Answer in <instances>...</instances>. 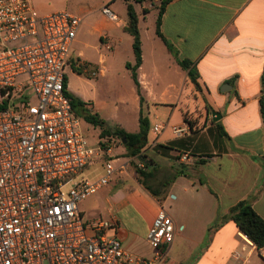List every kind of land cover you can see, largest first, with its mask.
I'll return each mask as SVG.
<instances>
[{
  "label": "crops",
  "instance_id": "1",
  "mask_svg": "<svg viewBox=\"0 0 264 264\" xmlns=\"http://www.w3.org/2000/svg\"><path fill=\"white\" fill-rule=\"evenodd\" d=\"M30 1L41 15L61 12L52 4ZM116 4V0H105L103 7L109 6L115 12ZM135 8L140 17L143 50L138 77L151 123L150 143L158 140L154 146L149 143L143 152L151 162L149 179L160 178L164 172V179H156L161 192L154 189L158 192L154 197L137 176L126 182L117 176L83 202L85 210L94 204L100 219L118 223L112 234L126 250L138 257L154 258L157 251L147 237L157 214L165 209L175 222V239L160 250L155 264H183L195 256H200L203 264H241L234 261V252L243 255V264H264L263 254L233 221L225 220L229 210L244 200H249L264 219V0H174L168 4L161 32L178 58L194 65L200 90L157 35L158 9L148 2L135 4ZM143 10L149 13L144 15ZM117 15L120 23L109 20L101 10L90 28V35L97 39L98 55L103 52L101 60L99 56L87 58L78 37L72 56L92 64V72L98 71V75L92 76L91 72V78L98 80L110 73L114 78V66L121 62L130 87V97L124 101L128 106L130 100L134 106L138 131L118 126L137 133L141 103L127 69V63L135 64V55L134 59L124 60L118 52L129 34L125 31L127 8ZM70 70L66 75L71 92L73 81L77 83L76 91L80 90L78 86L93 81ZM225 85L231 87L222 91ZM93 111L97 112L94 103ZM213 112L221 114L219 121H214ZM159 125L164 129L156 135L152 129ZM160 146L167 148L164 153ZM125 152V147L113 148L112 155ZM184 157H188L187 162ZM104 174L105 170L100 177ZM222 221L221 226L212 228Z\"/></svg>",
  "mask_w": 264,
  "mask_h": 264
},
{
  "label": "built area",
  "instance_id": "2",
  "mask_svg": "<svg viewBox=\"0 0 264 264\" xmlns=\"http://www.w3.org/2000/svg\"><path fill=\"white\" fill-rule=\"evenodd\" d=\"M102 13L120 23L109 6ZM82 23L67 11L41 15L30 0H0V264H155L175 239V222L161 209L147 237L157 254L138 257L112 234L115 220L83 215V202L128 165L112 156L118 137L90 139L66 94ZM100 162L104 176L85 179ZM233 258L245 262L240 252Z\"/></svg>",
  "mask_w": 264,
  "mask_h": 264
},
{
  "label": "rangeland",
  "instance_id": "3",
  "mask_svg": "<svg viewBox=\"0 0 264 264\" xmlns=\"http://www.w3.org/2000/svg\"><path fill=\"white\" fill-rule=\"evenodd\" d=\"M34 1L36 3L45 2L48 4H52L58 9L57 11H67L74 15L82 17L83 23L78 33V39L81 40L82 42V44L80 45V49L84 50L87 53L86 55L87 58L92 59L99 56V60H101V56L103 55V52L102 51L99 52L98 55L97 39L90 35V28L92 26L94 18H96L98 15L101 14L103 2H105V0H34ZM116 2H117L116 8H114L115 12H117V14L118 13L123 14L127 8L126 2L124 0H116ZM147 2L154 9L157 8L160 4V1L153 3L151 2V0H148ZM151 3L153 4L151 5ZM134 4L136 3L134 2ZM142 24L143 27L145 28L144 21H142ZM118 52H120V58H123L124 60H129L131 58L134 59V53L132 49V37L129 34L123 38V42L121 46L118 48ZM77 58L75 56L71 57L69 61V65L67 66L66 69L68 73H71L70 68L72 64H74V61L77 60ZM83 62H87V60H83ZM114 68H115L114 78L110 76L111 73L106 77L100 78L99 80L97 77L89 78V80H93V81L87 82L85 85L78 86V89H80L79 91H76L74 89L77 83H74L73 81V83H71L72 92L86 101L93 102L97 108V112L104 120H106L110 128H115L118 125H123L129 131L136 132L138 131L137 128L138 116L130 100L128 101L129 103L128 106L125 105L124 100L130 97L129 95L130 87L129 84L127 83V80L125 79V74H124L125 72L123 71L121 62L116 63ZM117 74H119V76H116ZM70 76L72 77V79L75 78L73 74H71ZM146 113L148 115L147 111ZM84 130L86 134L90 137V139L94 142L97 141L96 133L98 134V136H100L101 133L99 129L95 128L96 130L95 131L91 125H86V124H84ZM123 147L124 145L121 142L120 143L116 142L115 145L113 146L114 149L117 148L122 149ZM113 157L120 158L121 159L120 162L125 161L128 164V168H127L128 173H125V175L123 176H121V174L118 175L119 178L120 177L123 178L121 179V182L123 180L125 182L130 181L131 179L135 178L137 176L136 168L140 167V164L142 163H144L146 167H148L145 168L144 170L147 172L150 171L151 162L148 157L146 159V162L144 161L141 162L137 158L127 157L126 152L123 154H116ZM120 162H118V164ZM103 167L104 166H102L100 162L96 166L90 168V170H87L84 173L85 179H88L90 181L91 180L96 181L100 179L101 178L100 175L104 171ZM163 173L164 172H161L160 178L156 177L155 179L148 180V184L151 185L153 189H159L160 192H161V185L156 182V179H161V180L164 179ZM89 203H91V201ZM93 205L94 204H91V207L90 208L88 207L85 210L86 205L85 203L83 204V208L86 211V220L88 222H92L95 219L101 218L100 213L98 212V210L94 209ZM180 257L181 255H178L179 259ZM201 261L202 259H200V256H195L189 262H184L183 264H203Z\"/></svg>",
  "mask_w": 264,
  "mask_h": 264
},
{
  "label": "trees",
  "instance_id": "4",
  "mask_svg": "<svg viewBox=\"0 0 264 264\" xmlns=\"http://www.w3.org/2000/svg\"><path fill=\"white\" fill-rule=\"evenodd\" d=\"M127 4V15H128V25L125 28V31L129 33L133 37V52L135 55V64L132 65L127 63V69L131 72L132 79L135 83L137 93L140 98L141 109L139 115V126L140 130L137 133H129L125 129L120 126H116L115 128H110L99 113L93 111V103L86 102L80 97L76 96L73 92L69 90V78L65 75V89L66 94L71 100L72 108L74 113L80 117L85 123L92 125L94 128L99 129L101 131L100 137H111L116 136L121 140V143L124 145L126 149L127 157L137 158L141 162H146L147 157L144 155L143 151L147 148L150 143L149 134L151 123L144 108L145 106V98L142 94L141 84L139 82L138 77V69L141 67L143 63V50H142V41L140 34V17L136 11L135 4H140L139 0H124ZM174 0H160V4L157 7L158 9V18L156 23V32L157 35L163 39L165 42L169 52L173 54L181 66L183 70L188 73L190 80L193 82L195 87L200 90L199 84V75L195 70V67L192 63L188 61H182L178 58L175 53L173 45L164 37L161 32V24L162 18L165 13L166 7ZM148 10H143V14H148ZM93 65L87 62H83L80 59L74 61L71 68L73 72L78 75H86L88 77L91 76ZM3 106H0V109ZM261 111L264 118V96L261 99ZM219 129L223 127L220 124H217ZM167 148L160 146L159 150L163 153ZM148 168V167H146ZM136 175L138 177L139 183L154 197L158 196V192L152 189L148 185V179L151 177V173L145 171L144 169L137 167ZM225 220L233 221L237 228L253 243V245L257 248L259 253H262L264 249V219L256 212L252 203L249 200H244L233 206ZM222 223H216L212 228H217L221 226ZM211 228V229H212ZM165 248H162L163 251Z\"/></svg>",
  "mask_w": 264,
  "mask_h": 264
},
{
  "label": "water",
  "instance_id": "5",
  "mask_svg": "<svg viewBox=\"0 0 264 264\" xmlns=\"http://www.w3.org/2000/svg\"><path fill=\"white\" fill-rule=\"evenodd\" d=\"M225 87H231V86L230 85H225L222 88V91H226ZM213 117H214V121L217 122V121H219L221 119V114L213 112Z\"/></svg>",
  "mask_w": 264,
  "mask_h": 264
}]
</instances>
